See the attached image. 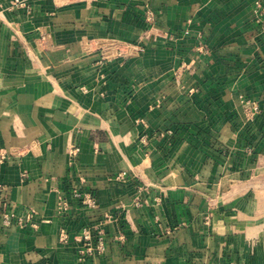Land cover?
Instances as JSON below:
<instances>
[{
    "label": "crops",
    "instance_id": "1",
    "mask_svg": "<svg viewBox=\"0 0 264 264\" xmlns=\"http://www.w3.org/2000/svg\"><path fill=\"white\" fill-rule=\"evenodd\" d=\"M0 148V264H264V0H0Z\"/></svg>",
    "mask_w": 264,
    "mask_h": 264
},
{
    "label": "built area",
    "instance_id": "2",
    "mask_svg": "<svg viewBox=\"0 0 264 264\" xmlns=\"http://www.w3.org/2000/svg\"><path fill=\"white\" fill-rule=\"evenodd\" d=\"M25 0H15V5L22 6L24 5ZM150 18H153L150 16ZM259 111V104L256 102H253L248 107V117L253 119L256 114ZM78 151V147H73L72 152L76 153ZM8 154L6 151H4L2 148H0V168L2 164L5 162ZM1 186V184H0ZM80 195V193H78ZM86 202H88L90 205L95 206V201L93 197L90 194H85L84 196ZM59 207L62 210H65L68 207V204L65 200L61 199L59 201ZM35 214V211H32L30 213V218L33 217ZM10 216H12L10 213H4L5 221L8 222ZM18 221L20 224H23L24 221L22 218H18ZM61 239L64 241H67L69 238L68 232L66 229L61 230ZM79 241L81 243L79 248V254L80 258L83 259L87 257L88 255H94L95 253H103L106 248V239L105 235L102 232H98L95 235L93 234L92 230L90 228H85L82 232V234L79 237Z\"/></svg>",
    "mask_w": 264,
    "mask_h": 264
}]
</instances>
